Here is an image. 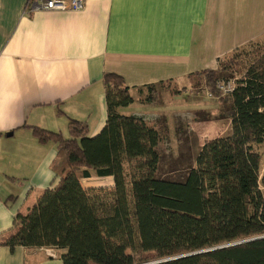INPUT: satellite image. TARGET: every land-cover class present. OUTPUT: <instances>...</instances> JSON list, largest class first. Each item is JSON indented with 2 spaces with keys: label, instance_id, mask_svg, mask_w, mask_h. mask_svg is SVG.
Wrapping results in <instances>:
<instances>
[{
  "label": "trees",
  "instance_id": "1",
  "mask_svg": "<svg viewBox=\"0 0 264 264\" xmlns=\"http://www.w3.org/2000/svg\"><path fill=\"white\" fill-rule=\"evenodd\" d=\"M220 71H204L211 96ZM103 85L107 116L96 136L76 119L68 138L32 128L39 143L57 145L51 170L59 180L15 217L0 245L61 249L62 264H264V238L229 246L264 236V55L220 98L231 133L204 143L180 176L160 174L159 130L119 113L133 103L123 79L105 74ZM91 171L111 177L112 188L84 189Z\"/></svg>",
  "mask_w": 264,
  "mask_h": 264
},
{
  "label": "crops",
  "instance_id": "2",
  "mask_svg": "<svg viewBox=\"0 0 264 264\" xmlns=\"http://www.w3.org/2000/svg\"><path fill=\"white\" fill-rule=\"evenodd\" d=\"M29 2L0 0V242L59 180L57 145L39 143L33 127L68 138L76 119L89 137L99 134L105 74L130 90L133 103L119 113L147 120L154 112L132 109L153 107L140 100L145 88L216 71L264 36V0H85L64 12L31 11ZM63 253L0 245V264H62Z\"/></svg>",
  "mask_w": 264,
  "mask_h": 264
},
{
  "label": "rangeland",
  "instance_id": "3",
  "mask_svg": "<svg viewBox=\"0 0 264 264\" xmlns=\"http://www.w3.org/2000/svg\"><path fill=\"white\" fill-rule=\"evenodd\" d=\"M264 55V36L246 47L238 49L220 61L222 74L215 84L217 97L211 96V83H208L206 72L188 76L180 82H164L153 86L152 94L144 89L141 101L150 96L153 107L132 108L133 111L149 110L147 124L156 127L161 137L157 151L160 156V174L178 170L180 176L189 166L194 165L199 149L209 140L225 137L231 133V121L226 108L229 103L220 101L234 89V83L243 78L248 67ZM219 67V66H218ZM219 71V70H218ZM223 82V83H222ZM222 86L223 89H218ZM231 89L230 92H227ZM213 95V93H212ZM145 103V102H144ZM157 108V109H155ZM260 155V177L264 176V142L257 147ZM128 171V166L126 167ZM91 174H93L91 172ZM111 180H96L94 177L81 180L86 190H108L112 188ZM51 189V188H50ZM264 192V189H262ZM235 244V243H232Z\"/></svg>",
  "mask_w": 264,
  "mask_h": 264
},
{
  "label": "built area",
  "instance_id": "4",
  "mask_svg": "<svg viewBox=\"0 0 264 264\" xmlns=\"http://www.w3.org/2000/svg\"><path fill=\"white\" fill-rule=\"evenodd\" d=\"M84 4L85 0H30L28 3V8L31 11H79L84 7ZM218 89L220 90L223 88L222 86H219ZM230 91L231 89H229L227 92Z\"/></svg>",
  "mask_w": 264,
  "mask_h": 264
},
{
  "label": "water",
  "instance_id": "5",
  "mask_svg": "<svg viewBox=\"0 0 264 264\" xmlns=\"http://www.w3.org/2000/svg\"><path fill=\"white\" fill-rule=\"evenodd\" d=\"M262 238H264V236H260V237H257V238H252L250 240L248 239V240H245V241H242V242H237L235 244H229V246L238 245V244L243 243V242H249V241H253V240H257V239H262ZM167 260H170V259H166V260H162V261H167Z\"/></svg>",
  "mask_w": 264,
  "mask_h": 264
}]
</instances>
